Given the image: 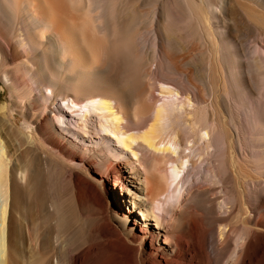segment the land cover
I'll return each instance as SVG.
<instances>
[{"label": "bare ground", "instance_id": "1", "mask_svg": "<svg viewBox=\"0 0 264 264\" xmlns=\"http://www.w3.org/2000/svg\"><path fill=\"white\" fill-rule=\"evenodd\" d=\"M0 81V264H264V0H0Z\"/></svg>", "mask_w": 264, "mask_h": 264}, {"label": "rangeland", "instance_id": "2", "mask_svg": "<svg viewBox=\"0 0 264 264\" xmlns=\"http://www.w3.org/2000/svg\"><path fill=\"white\" fill-rule=\"evenodd\" d=\"M1 86H2V83L0 81V104L4 103L5 100H4V95L6 94V90L5 92L2 91L1 89ZM62 105H64V103L62 102ZM21 125V122H19V126ZM4 199H5V194L3 192V190L0 191V212H1V209L3 207V204H4ZM136 210V209H135ZM3 229V224H2V220H1V215H0V230Z\"/></svg>", "mask_w": 264, "mask_h": 264}]
</instances>
